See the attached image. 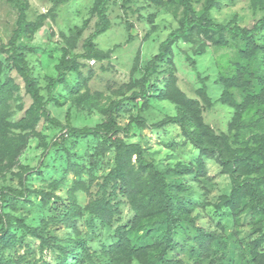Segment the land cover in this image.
<instances>
[{"label": "trees", "instance_id": "obj_1", "mask_svg": "<svg viewBox=\"0 0 264 264\" xmlns=\"http://www.w3.org/2000/svg\"><path fill=\"white\" fill-rule=\"evenodd\" d=\"M18 11L17 27L8 41L0 43V163L12 162L13 156L24 144V136L15 130H27L39 120L40 114L48 113L46 105L54 101L61 104L64 95L54 90L65 83L67 72H76L75 59L62 57L56 66L58 74L50 77L46 85L48 97L44 99L31 67L25 58L26 52L36 49L30 45L34 33L41 28L45 15L35 20L26 17L27 3L24 0H9ZM66 0H54L53 7ZM111 0H93L92 10L98 21L85 46L90 51L92 40L109 27L107 7ZM202 9L197 11L193 0H168L170 5L181 8L178 25L172 29L159 44V49L147 62L138 96L147 100L150 96L167 99L176 105L177 114L169 116L154 127L177 124L183 135L198 150L193 163L176 162L160 168L144 155L139 143L127 142L118 136L128 132L117 121L115 112L121 111V103L111 100L101 105L95 96L88 92H79L78 82L65 88L76 105L97 108L104 120L95 127H66L64 135L102 137L100 149L94 154L112 152V161L106 173L97 183L94 192L80 178L74 179L67 191V199L54 193L61 181H52L51 190L29 189L21 178L23 191L13 188L0 189V264H21L22 256L14 258L11 250L22 243L14 228L39 240L41 250L48 249L56 254V264H264V14L255 20L251 27H243L234 20L226 23L216 22L212 10L219 8L223 0H201ZM254 8L264 10V0H251ZM159 5L163 0H150ZM128 24V30L131 28ZM195 34L203 35L212 45L225 47L232 41L237 54L231 61L232 72L220 75L218 82L222 92L218 101L233 108L231 128L233 143L228 135H217L203 121L198 103L185 96L176 85L172 73L166 79L164 88L147 85L150 77L157 71L159 63L171 61L172 46L179 40L191 41ZM130 38V37H129ZM95 56L96 54L93 53ZM194 61H191L193 65ZM194 66V65H193ZM6 70H15L24 83L26 93L32 104L25 116L18 121L10 120V100L19 86ZM243 92L241 101L234 98L232 89ZM156 90L158 93L153 94ZM57 125L59 121L51 119ZM140 122L141 119H134ZM253 131L246 139L243 129ZM70 131V132H69ZM235 145V146H233ZM205 158L216 160L224 173H228L232 187L229 193L222 194L213 203L215 211H221L230 218V228L216 221L214 228H206L196 223L193 215L197 207L188 195L190 187L182 177L192 175L199 181L206 174ZM95 159L90 164L95 165ZM76 175L83 170L82 165L71 163ZM2 166H0V169ZM90 170V169H89ZM85 190L90 194L89 201L81 206L75 192ZM36 192L43 206L52 212L42 218L39 226L24 222L23 217H13L2 211L10 195L15 198ZM122 195L133 216L127 223L114 225L119 214L118 196ZM61 201V202H60ZM63 208L59 209L58 205ZM87 216V226L91 234L106 230L105 241L98 250L88 245V239L82 237L76 227V219ZM63 223L71 228V234L64 238L50 233V226ZM247 229V234L243 235ZM178 230H182L183 241L175 239ZM176 252L174 257L169 253ZM73 260V261H70ZM33 264H39L33 262ZM42 264H50L43 260Z\"/></svg>", "mask_w": 264, "mask_h": 264}, {"label": "rangeland", "instance_id": "obj_2", "mask_svg": "<svg viewBox=\"0 0 264 264\" xmlns=\"http://www.w3.org/2000/svg\"><path fill=\"white\" fill-rule=\"evenodd\" d=\"M24 1L27 3L25 12L28 20L45 15L41 28L30 40V45L36 50L25 53L44 99L48 97V79L58 74L56 66L64 55L69 60L75 59L78 69L76 72H67L65 83L55 87V96L59 97L57 94L61 93L65 97H60L61 104L49 102L46 105L48 113L40 114L32 128L15 130V133L25 135L24 144L15 153L12 162L7 164L4 160L0 163V189L11 187L23 191L20 183L23 178L29 189L51 190V183L56 180L61 182L53 191L65 202L74 179L80 178L91 192L95 191L97 183L111 164L112 152L94 154L101 148L100 136H75L71 133L64 135L63 131L66 127H95L105 116L95 107L76 105L67 94V83L78 82L79 92L86 91L95 96L101 105H108L111 100L119 101L121 111L115 112V115L120 126L128 129V132L122 131L118 136L127 142L139 143L144 149V155L158 167L164 168L176 162H194L199 150L185 138L177 124L154 127L166 117L176 115V105L155 96H150L146 104L145 99L136 94L141 89L147 62L158 52L161 41L178 25L180 7L170 5L168 0H163L159 5L150 0H111L107 7L109 27L92 40V49L88 51L85 42L98 21L92 10L93 0H66L56 7H53L54 0ZM251 3V0H223L221 6L213 9L211 14L216 22L234 20L240 26L251 27L264 14V10L254 8ZM193 5L200 11L203 1L193 0ZM17 18L18 11L14 3L0 0V43H8L17 27ZM128 24L132 25L130 30ZM93 53L96 57L89 56ZM236 54L237 49L232 41L225 47H218L203 35L195 34L191 41L179 40L172 46L171 61L159 63L147 85L162 89L172 73L177 87L186 97L198 103L205 124L217 135H228L230 143H233L235 130L231 128V122L234 110L218 101L222 92L218 78L232 72L231 61ZM0 57L4 59L6 56L0 54ZM191 61H194V66ZM5 72L19 86L10 100L9 109L10 120L18 121L25 116L32 99L26 93L17 72ZM152 92L154 95L158 93L156 90ZM232 92L234 98L241 101V89L233 88ZM136 118L141 121H134ZM51 119L59 121L61 125L55 124ZM243 133L249 139L253 131L246 127ZM93 159L95 165L90 164ZM71 163L84 167L79 175L68 167ZM205 167L206 174L199 181L192 175L181 178L190 187L185 194L197 205L192 212L196 215V223L213 229L215 222L221 221L230 228V218L221 211H215L213 203L222 194L229 193L231 178L222 171L216 160L205 158ZM75 195L81 206L90 198L89 192L81 189ZM8 199V203L15 204L8 206L4 203L2 211L13 217H23L24 222L30 225L39 226L42 218L48 217L52 212L42 205L36 192L28 194L26 199H14L12 195ZM117 200L121 202L120 212L115 216L114 225L127 223L133 216L124 197L119 195ZM62 205L64 204L58 205L59 209L63 208ZM86 218L87 216L76 219L77 230L82 237L88 239V245L93 250H98L101 242L105 241L106 230H98L97 235L91 234ZM13 229L18 237L22 236L24 239L11 250L14 258L23 257L21 264H33L35 260L39 264L43 260L50 264L57 263L56 254L48 249L41 250L39 240L25 234L22 229L14 226ZM49 230L51 234L61 238L73 235L72 229L60 222L51 224ZM243 231V235H246L247 229L243 228ZM175 239L183 241L182 230L177 231ZM176 254L170 252L168 255L174 257Z\"/></svg>", "mask_w": 264, "mask_h": 264}]
</instances>
